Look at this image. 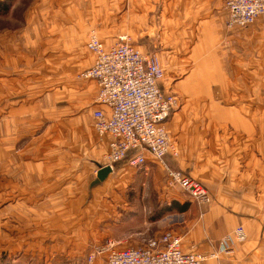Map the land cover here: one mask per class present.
I'll return each mask as SVG.
<instances>
[{
	"label": "crops",
	"instance_id": "crops-1",
	"mask_svg": "<svg viewBox=\"0 0 264 264\" xmlns=\"http://www.w3.org/2000/svg\"><path fill=\"white\" fill-rule=\"evenodd\" d=\"M69 1L73 2L72 6L82 3L76 0ZM84 3L95 12L101 8V11L108 13L105 2L103 4L102 0H84ZM184 6L181 8L179 19L175 18L174 7L167 11L171 23L164 22L162 28L173 35L170 41L173 49L167 52L173 55L181 53L178 60L182 75L185 71L187 72L186 63L191 60L198 58L204 66L198 68L199 65H195L194 73L188 72L185 75L188 80H183L181 85L175 83L172 91L184 87L185 89L182 90L184 93L194 91L206 93L211 95V100L188 103L186 108L182 106L173 113L169 130L175 139V145L178 143L176 147L179 154L177 157L165 156L164 159L170 167L182 171L204 185L210 193V203L198 204L186 193H182L177 186H167L163 165L148 153H145L144 164L130 166L126 161L117 163L103 180H98L96 173L100 167L105 166V163H100V158L108 150L110 138L98 137L92 126V111L98 106L94 103L97 93L95 81L74 80L78 72L89 67L93 62V55L85 46L84 31L87 25L92 23L88 17L87 20L84 17L77 23L69 22L70 31L67 34L61 32V24H59V37L54 39L57 48L53 51V55H58L56 67L59 74L68 79L67 85L58 89L44 90L34 100L18 98L15 102H10L16 115L7 113L5 116L7 121L10 116L12 125L16 124L17 129L12 128L13 133L6 136V140L16 143L29 135L22 132L24 126L21 122L25 117L21 118V113L17 111L31 104L38 107L39 101L45 104L46 108L43 109L51 110L56 115L53 118L56 121H52L54 130L55 126L60 129L56 134L42 133L38 136V140L42 139V148L38 150L36 158L27 155L25 150L20 151V157H26L27 165L17 168L18 171L22 169V181L26 184L21 186L12 184L6 188L19 190L20 187L21 190H25L23 187L32 186V190L37 186L38 193H35L37 196L27 198L33 205L52 199L61 202V195H64L62 200L67 202V205L75 206L76 201L81 200L83 191L93 193L100 188L116 190V197L123 198V201H118L123 204V213L130 210L132 213L141 214L146 206L172 205V211L186 215L179 224L183 251L205 255L204 264H264V161L257 156L264 158V130H260V127L264 125V113L260 115H254L252 112L242 113L244 108L250 111L254 109L257 112L264 110V95H262L264 81L260 79L255 85L257 94L260 95L255 103L253 99L252 102L240 106L232 102L234 99L232 95L236 93L237 78L245 80L243 81L245 92L253 91V77L264 78V64H262L264 54L254 53L253 48L257 41L253 36L264 30V22H257L252 27L248 26L249 29L243 33L238 34L235 32L236 29L233 33H228L224 27L226 12L222 0H188ZM135 12L144 11L136 9ZM176 20H179L181 25H176ZM201 23L207 24V28L201 29V34L206 36L203 43L199 41L200 37L195 40L189 37L187 32L192 26L193 28L202 27ZM107 27H109V33L101 36L106 46L124 35L123 26H121L122 29L119 28L120 25L112 27L107 22L103 28L107 29ZM144 28L147 30L145 38H149L153 27L146 22ZM178 30L180 32L177 35ZM206 30L211 31L214 38L207 36ZM224 36L229 39L230 48H223L220 45L218 40ZM134 39L133 34L131 40L134 41ZM77 41L83 46L79 48L80 50L76 48ZM202 46L206 52L201 56H194L198 55ZM138 47L145 51L148 45H138ZM208 62H211L213 66L207 67ZM254 63L256 66H253ZM197 76H200L199 84L201 85L197 86L199 89L196 87L191 89L193 85L190 84L189 79ZM246 79H251L248 86L245 84ZM185 84L188 85L185 86ZM160 85L162 90L168 93L161 83ZM192 109L202 111L197 120L200 122L196 123L195 127L189 123L191 121L189 117H185ZM237 116L240 117L237 118ZM66 124L74 127L72 135L67 136L66 132L61 133V127H65ZM238 125L243 126V129L237 130ZM232 136L235 139L239 136L260 145L257 153L251 152L249 155L251 164L255 166L246 168L239 177L236 176V171L228 166L229 160H225L234 153L228 144ZM214 142L221 143L222 150L219 153L212 145ZM12 152H7L6 157L12 159ZM210 159H213V165ZM11 165L13 166V161ZM258 171L260 175L258 174V180L254 181L253 176L256 177ZM87 181L89 185L85 190L84 185ZM141 188L147 190L146 198H139ZM78 189H80L79 193ZM129 193L134 197L131 204L126 199ZM22 196L20 199H26ZM89 202L91 205L93 201L89 200ZM164 209L170 210L169 207ZM238 225L244 228V239L235 242L233 253H219L220 239Z\"/></svg>",
	"mask_w": 264,
	"mask_h": 264
},
{
	"label": "rangeland",
	"instance_id": "rangeland-1",
	"mask_svg": "<svg viewBox=\"0 0 264 264\" xmlns=\"http://www.w3.org/2000/svg\"><path fill=\"white\" fill-rule=\"evenodd\" d=\"M79 1L82 3L72 6L73 2L69 0H0V264H86L88 255L109 240L115 242V248H121L140 245L165 230H172L181 235V225L179 224L186 215L172 211V205H164V207L161 206L162 208L159 205L154 206L155 208L146 206L141 214L139 212L132 213L130 210L123 213V204L118 203L119 200L123 201V198L116 197V190L101 188L93 193L83 191L81 200L76 201L75 206L67 205V202L62 200L64 195H61V202L52 199L33 205L27 198L37 196L35 194L38 193L36 185V188L32 190V186L23 187L25 190H21L20 187L19 190L6 188L12 184L19 186L26 184L22 181V169L18 171L17 168L27 165V159L20 157V151L25 150L27 155L36 158L38 150L42 148V139L38 140V136L42 133L56 134L60 129L55 126L54 130L52 121L55 120L53 118L56 115L51 110L43 109L46 108L45 104L39 101L38 107L31 104L21 111H17V113H21V118L25 117L21 122V125L24 126L22 132L29 135L16 143L6 140V136L13 133L12 128L17 129L16 124L12 125L10 116L9 121L5 116L7 113L16 115V112L11 108V101L15 102L18 98L34 100L44 90L58 89L67 85L66 80L68 79L63 78L56 67L58 55H53V51L57 48L54 39L59 37V24H61V32L67 34L70 31L69 22L77 23L84 17L87 20L88 17L92 23L88 24L84 31L86 40L90 31L93 30L101 41V36L107 35L110 31L109 27L103 28L107 22L112 27L120 25L119 28L124 27V35L140 51L156 54L163 70L160 83L165 91L176 97L177 101L166 125L173 142L175 139L169 130V122L173 113L182 106L186 108L188 103L211 100V95L206 93L195 91L184 93L182 92L184 87L172 91V86L175 83L181 85L183 80H188L185 75L188 72L194 73L195 65H199L198 68L204 66V63L198 61V58L194 60L195 62L191 60L186 63L187 66L184 64L187 67V72L185 71L182 75L178 60L181 53L173 55L167 52L173 49L170 43L173 37L172 33H168L162 28L164 22L171 23L167 11L174 7L175 18L179 19L181 8L185 7L188 0H102L103 4L105 2L108 13L101 11V8L95 12L89 5H85L84 0H76V2ZM222 3L224 8V0ZM136 9H141L144 12L136 13ZM225 12L227 20V11L225 10ZM226 20L224 22L226 31L233 33L235 30H229L226 27ZM176 21V25H181L179 20ZM146 22L153 27L149 38H145L147 30H145L144 24ZM257 22H264V16L259 17L248 26L252 27ZM248 26L236 28L235 32L243 33L249 29ZM203 28H207L206 23L200 28L192 26L190 31H187L189 37L195 40L200 37L199 41L203 43L202 41L206 37L201 34ZM179 32L180 30L177 35ZM205 32L207 36L214 38L211 31L206 30ZM133 34L136 39L134 41L131 40ZM253 37L258 41V44L257 41L254 43V53L264 54V30ZM218 41L223 48H230L227 36ZM77 44V49L83 48L78 41ZM136 44L139 46L148 45V48L144 51ZM205 52L202 46L198 55L194 56H201ZM211 65L213 66L211 62L206 63L207 67H211ZM253 66H256V63ZM78 74L79 72L75 75L74 80L79 79ZM199 79L200 76L189 79L190 84L193 85L191 89L195 87L199 89L197 87L201 85ZM260 79L264 81V78L253 77V91L245 92L243 88L245 80L237 78L236 93L232 95L234 98L232 102L240 106L252 102L253 99V103H255L256 98L260 97L255 88ZM250 81L251 79H246L245 84L248 86ZM248 112L260 115L264 113V110L259 112L254 109L252 111L245 110V108L242 110V113ZM200 113H202L201 110L192 109L189 111V115L185 116L189 117L188 119L191 120L189 123L193 127L200 122L197 121ZM239 117L237 116V118ZM254 128L258 131L256 126ZM241 129L243 126L238 125L237 130ZM261 129L264 130V125L260 127ZM61 130L62 134L66 132L68 136L72 135L74 127L66 124L65 127H61ZM228 144L234 153L225 160H229L228 166L236 171L237 177L246 168L255 166L251 164L249 155L251 152L257 153V149L260 150V145L239 136L236 139L232 136ZM212 145L218 150V153L222 150L220 142H214ZM11 151H13L12 159L6 157V153ZM106 153L107 151L100 158L102 164L106 161ZM257 156L264 161L260 155ZM210 160L213 165V159ZM11 161H13V166ZM258 174L259 171L256 172L257 178L253 176L254 181L258 180ZM88 185L87 181L84 185L85 190ZM27 188L30 189L27 190ZM79 192L80 189H78ZM181 192L185 193L182 190ZM239 192L242 191L239 190ZM21 195L26 199H20ZM146 195L147 190L141 188L140 197L136 196L146 198ZM126 196L127 201L131 204L134 197L130 193ZM139 198L136 199L139 200ZM89 200L93 201L91 205ZM165 207H170V210L164 209ZM163 216L167 218L164 219ZM102 256L96 254L92 264H101Z\"/></svg>",
	"mask_w": 264,
	"mask_h": 264
},
{
	"label": "built area",
	"instance_id": "built-area-1",
	"mask_svg": "<svg viewBox=\"0 0 264 264\" xmlns=\"http://www.w3.org/2000/svg\"><path fill=\"white\" fill-rule=\"evenodd\" d=\"M224 8L229 30L247 27L264 16V0H224ZM85 44L93 62L78 78L94 80L97 86L92 126L98 137L110 138L105 166L113 170L123 161L139 166L148 153L163 165L167 186L179 187L198 204L210 203L204 185L165 162V156L178 154L166 128L177 101L161 88L163 70L156 54L140 51L125 35L106 46L93 30ZM244 237V228L235 227L220 239L218 252L233 253L235 242ZM181 240L172 230L135 246L115 248L109 240L88 255L86 264H92L96 254L103 255L101 264H204L205 255L183 251Z\"/></svg>",
	"mask_w": 264,
	"mask_h": 264
},
{
	"label": "water",
	"instance_id": "water-1",
	"mask_svg": "<svg viewBox=\"0 0 264 264\" xmlns=\"http://www.w3.org/2000/svg\"><path fill=\"white\" fill-rule=\"evenodd\" d=\"M111 169L108 166L100 167L96 173L98 180H103L108 173H110Z\"/></svg>",
	"mask_w": 264,
	"mask_h": 264
},
{
	"label": "trees",
	"instance_id": "trees-1",
	"mask_svg": "<svg viewBox=\"0 0 264 264\" xmlns=\"http://www.w3.org/2000/svg\"><path fill=\"white\" fill-rule=\"evenodd\" d=\"M170 208V207H169Z\"/></svg>",
	"mask_w": 264,
	"mask_h": 264
}]
</instances>
